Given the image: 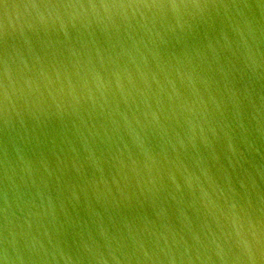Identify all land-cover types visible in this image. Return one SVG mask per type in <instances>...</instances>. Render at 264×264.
<instances>
[{"label": "water", "instance_id": "95a60500", "mask_svg": "<svg viewBox=\"0 0 264 264\" xmlns=\"http://www.w3.org/2000/svg\"><path fill=\"white\" fill-rule=\"evenodd\" d=\"M0 264H264V0H0Z\"/></svg>", "mask_w": 264, "mask_h": 264}]
</instances>
